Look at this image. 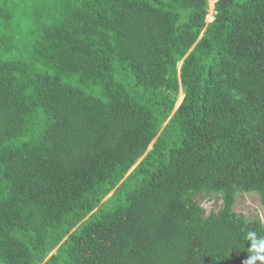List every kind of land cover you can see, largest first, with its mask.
Here are the masks:
<instances>
[{
	"label": "trees",
	"instance_id": "1",
	"mask_svg": "<svg viewBox=\"0 0 264 264\" xmlns=\"http://www.w3.org/2000/svg\"><path fill=\"white\" fill-rule=\"evenodd\" d=\"M214 1L0 0V264H264V0Z\"/></svg>",
	"mask_w": 264,
	"mask_h": 264
},
{
	"label": "rangeland",
	"instance_id": "2",
	"mask_svg": "<svg viewBox=\"0 0 264 264\" xmlns=\"http://www.w3.org/2000/svg\"><path fill=\"white\" fill-rule=\"evenodd\" d=\"M210 1L209 14L207 21L210 22L214 20L215 17V1ZM183 93L179 97L177 105H179L183 99ZM200 203L205 207V209L210 213L212 211L219 210L222 205V199L220 195H206L199 196ZM236 211L243 213L246 216L254 217L261 216L264 218V207L260 202V198L256 193H241L238 195L237 204L235 207Z\"/></svg>",
	"mask_w": 264,
	"mask_h": 264
}]
</instances>
